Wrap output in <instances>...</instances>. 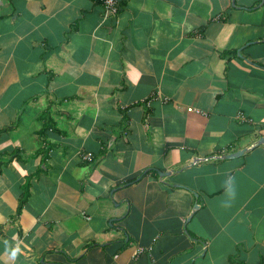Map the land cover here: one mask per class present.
Masks as SVG:
<instances>
[{"label":"crops","instance_id":"0c3cea01","mask_svg":"<svg viewBox=\"0 0 264 264\" xmlns=\"http://www.w3.org/2000/svg\"><path fill=\"white\" fill-rule=\"evenodd\" d=\"M116 2L0 0V264H264V0Z\"/></svg>","mask_w":264,"mask_h":264},{"label":"built area","instance_id":"2783aa9c","mask_svg":"<svg viewBox=\"0 0 264 264\" xmlns=\"http://www.w3.org/2000/svg\"><path fill=\"white\" fill-rule=\"evenodd\" d=\"M100 3L103 5L105 13L107 15H114L117 13V2L116 0H99ZM189 112H198V110H194L192 108H188ZM91 154H88V157H90Z\"/></svg>","mask_w":264,"mask_h":264},{"label":"trees","instance_id":"16d2710c","mask_svg":"<svg viewBox=\"0 0 264 264\" xmlns=\"http://www.w3.org/2000/svg\"><path fill=\"white\" fill-rule=\"evenodd\" d=\"M23 188H25L24 190H25V195L26 194H28L27 193V190H28V186H27V184L26 185H24V187ZM22 204H23V201L21 202V200H20V202H19V206H18V209H17V212H20V209L22 208Z\"/></svg>","mask_w":264,"mask_h":264},{"label":"water","instance_id":"95a60500","mask_svg":"<svg viewBox=\"0 0 264 264\" xmlns=\"http://www.w3.org/2000/svg\"><path fill=\"white\" fill-rule=\"evenodd\" d=\"M242 152L241 151H239V152H236V153H233V154H230V155H226V156H224L225 158H233V157H235V156H238V155H240Z\"/></svg>","mask_w":264,"mask_h":264},{"label":"clouds","instance_id":"9594fccd","mask_svg":"<svg viewBox=\"0 0 264 264\" xmlns=\"http://www.w3.org/2000/svg\"><path fill=\"white\" fill-rule=\"evenodd\" d=\"M19 251H20V248H19V245H17L16 248H14V249L12 250V255L15 256L16 253L19 252Z\"/></svg>","mask_w":264,"mask_h":264}]
</instances>
